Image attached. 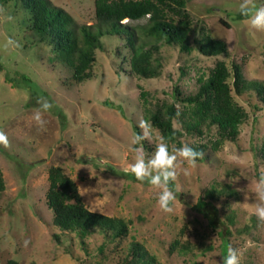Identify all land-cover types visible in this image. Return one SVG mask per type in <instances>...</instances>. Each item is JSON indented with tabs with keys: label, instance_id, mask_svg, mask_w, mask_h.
Wrapping results in <instances>:
<instances>
[{
	"label": "rangeland",
	"instance_id": "1",
	"mask_svg": "<svg viewBox=\"0 0 264 264\" xmlns=\"http://www.w3.org/2000/svg\"><path fill=\"white\" fill-rule=\"evenodd\" d=\"M45 1L70 17L76 33L79 27L95 23V0ZM185 1L191 20L189 52L158 43L153 53L158 76L138 78L130 72L125 40L104 37L102 48L94 52L91 77L81 83L73 80L68 66L53 58L47 37L30 29L20 2L0 3V131L10 143L7 149L0 146L4 183L0 264L10 260L17 264H121L134 242L155 264H221L229 247L237 250L240 264H264V227L258 226L249 206L254 202L252 184L264 175L259 153L264 145V104L251 85L264 84V31L250 29L246 18L237 17L242 0ZM254 2L264 5V0ZM146 23L147 18L127 25ZM207 35L225 42L228 55L202 56L197 47ZM218 61L230 71L231 95L246 119L236 141L222 143L216 152L209 148L215 128L208 133L203 127L202 135L182 130V146L205 145L204 156L194 169L178 161L176 179L170 185L177 201L174 211L165 214L157 205L159 190L141 185L126 171L134 161V129L140 132L145 109L154 111L157 105L172 102L174 86L182 97L194 94L197 78L207 76ZM233 64L239 66L245 81L240 93L233 85ZM140 90L146 93L143 104ZM40 97L53 105L43 113L47 122L43 128L32 119ZM106 100L116 107L107 106ZM176 107L181 110L183 105L176 103ZM175 127L182 129L180 120ZM155 136L156 132L152 141H144L149 157L155 150ZM232 153L239 160L229 159ZM53 166L75 183L89 211L124 220L127 237L106 243L102 251L98 250L106 239L102 234L91 235L84 247L73 235L54 237L52 212L45 203L48 170ZM216 183L217 188L227 186L235 192L199 206L205 190ZM175 241L188 244L189 250L181 253L180 246L172 247Z\"/></svg>",
	"mask_w": 264,
	"mask_h": 264
},
{
	"label": "trees",
	"instance_id": "2",
	"mask_svg": "<svg viewBox=\"0 0 264 264\" xmlns=\"http://www.w3.org/2000/svg\"><path fill=\"white\" fill-rule=\"evenodd\" d=\"M8 2L22 4L28 14L27 23L30 29L42 37H47L54 53L53 58L70 68L76 83L84 82L91 77L90 69L94 62V52L102 48L104 37L125 40V46L130 51L128 58L130 72L144 79L158 76L153 64V53L158 50V43L163 41L170 46L176 45L183 52L191 50L188 41L191 20L186 11L185 0H95V23L91 26L79 27L77 33L70 27V17L60 9L50 6L45 0H0L2 4ZM237 17L246 18L240 12ZM145 18L147 23L143 26L127 25L129 22ZM197 50L205 57L228 55L225 42L209 35L200 40ZM233 70V85L240 93L245 87H243L245 81L238 65L233 64ZM230 78L231 74L225 62L218 61L207 76L201 75L197 78L198 88L194 94L182 97L179 88L174 86L172 102L157 105L154 111L145 109V119L151 121L153 128L164 136L170 148L172 145L177 148L182 147L181 138L184 131L189 135H202L203 127L208 133L215 128L216 137L210 141L209 148L216 152L222 143L236 141L239 127L247 116L233 100ZM251 85L257 89V94L264 104V84L252 82ZM145 96L146 93L140 90L139 99L142 104L146 102ZM105 103L107 106L116 107L108 100ZM176 103H181L183 108L178 110ZM256 109L261 111L259 107ZM118 110L122 112L120 106ZM176 120H180L182 129L175 127ZM134 131L139 133L136 127ZM143 147H146L144 142ZM192 148L203 151L205 145ZM256 152L254 148L255 164L258 161ZM259 153L264 159V145ZM48 182L45 203L52 212V228L56 231L54 237L60 239L61 236L73 235L84 247L85 241L91 235L102 234L106 239L99 247V251L105 248L106 243L120 242L127 237L128 224L120 218L89 211L83 205L75 183L62 173L61 168L54 166L49 168ZM216 186L217 183L205 190L204 195L199 199V206L211 205L217 195L230 196L235 192L227 186L220 188ZM3 190L4 183L0 172V192ZM175 246H180L181 253L189 250L188 244L180 245L175 241L172 247ZM7 264H17V262L10 260ZM121 264L155 263L151 256L145 254L141 245L134 242L130 244Z\"/></svg>",
	"mask_w": 264,
	"mask_h": 264
},
{
	"label": "clouds",
	"instance_id": "3",
	"mask_svg": "<svg viewBox=\"0 0 264 264\" xmlns=\"http://www.w3.org/2000/svg\"><path fill=\"white\" fill-rule=\"evenodd\" d=\"M239 10L240 14L246 17L244 22L250 29L264 31V5L257 6L254 0H242ZM37 103L39 107L34 109L32 119L40 128H43L47 123L43 119V113L50 112L53 105L44 97L38 98ZM139 128L140 132H134L131 139L133 145L131 151L135 154L134 161L128 165L126 171L141 185L147 183L152 188L158 189L157 205L159 209L165 214H171L174 211L172 205L177 201V196L170 185L176 179L178 161L186 162L194 169L197 167V160L202 159L204 153L188 145L179 148L172 145L170 148L164 136L158 134L149 120H140ZM154 132H156L155 150L149 157L143 147V142L152 141ZM0 146L5 149L10 147L8 137L3 131H0ZM229 159L237 161L239 156L232 153ZM252 193L254 202L249 206L258 221V226L264 227V175L255 179L252 184ZM221 264H240L237 250L229 247Z\"/></svg>",
	"mask_w": 264,
	"mask_h": 264
}]
</instances>
